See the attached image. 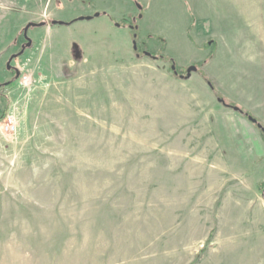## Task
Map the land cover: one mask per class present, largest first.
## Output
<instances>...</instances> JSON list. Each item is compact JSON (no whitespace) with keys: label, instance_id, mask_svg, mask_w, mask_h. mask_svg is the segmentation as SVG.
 <instances>
[{"label":"rangeland","instance_id":"obj_1","mask_svg":"<svg viewBox=\"0 0 264 264\" xmlns=\"http://www.w3.org/2000/svg\"><path fill=\"white\" fill-rule=\"evenodd\" d=\"M235 2L243 29L264 9ZM214 9L0 0V264H264V135L215 94L264 127V77L215 63ZM101 10L113 20L52 23ZM126 21L142 48L197 70L138 56Z\"/></svg>","mask_w":264,"mask_h":264},{"label":"crops","instance_id":"obj_2","mask_svg":"<svg viewBox=\"0 0 264 264\" xmlns=\"http://www.w3.org/2000/svg\"><path fill=\"white\" fill-rule=\"evenodd\" d=\"M235 1L236 0H215L214 43L210 42L211 45L213 43V46H215V63H219L223 66V73L229 71L238 74H240V72L237 68H240V66L236 67L235 65H240L239 63L241 62L250 63L251 67L246 69L245 74L250 73L254 79L256 77H264V9L261 11L256 22L249 25L246 29H243V25L239 28L237 25V16L244 18V15L243 13L236 14ZM138 9L140 8L135 9V14H138ZM246 16L245 13V17ZM209 37L210 36H203L202 40H207ZM143 38L144 36L142 35L140 41H143ZM241 45L244 46L239 47ZM192 62L195 61H188L187 64ZM262 95V102L264 105V82H262ZM261 113L264 121V109ZM208 123L213 124V126L215 123V127H222V123H218L217 121L208 120ZM237 134L238 132H236V135ZM242 134L243 136H247L248 131H242L241 135Z\"/></svg>","mask_w":264,"mask_h":264},{"label":"trees","instance_id":"obj_3","mask_svg":"<svg viewBox=\"0 0 264 264\" xmlns=\"http://www.w3.org/2000/svg\"><path fill=\"white\" fill-rule=\"evenodd\" d=\"M140 14V13H139ZM100 15H104V16H106V17H108L110 20H113V18L107 13V12H105V11H102V12H100ZM99 15V16H100ZM138 17V16H137ZM135 19V18H134ZM77 20V18H74V19H72V20H70V21H64V24H69V23H72V22H74V21H76ZM119 24H120V26L121 25H123V26H128V28H129V31H130V33H131V36H132V42L133 41H135V44H136V48H133V50L135 51V53L138 55V56H143V55H145V56H148V57H151L152 59H156V60H168L171 64H170V69H171V71L173 72V74H175V75H177V76H179V77H181V73H185V71H186V68H184V70H180V69H178V66L176 65V63L171 59V58H169V57H166L165 55H163V54H160V53H155V52H152V51H148V50H146V49H144V48H142L141 47V45H143L144 43L143 42H138V35H137V25H136V23H135V21H133V22H119ZM203 63H205V62H201V63H198V65H203ZM171 65H174L175 66V68L174 69H172L171 68ZM197 66V65H196ZM182 78H185V76H183ZM210 80H208V83H209V86H210V88L213 90V91H215V88H214V84L212 85V83H210L209 82ZM11 83V81H8V82H6V84H10ZM0 85H2V83H0ZM215 94H216V96H217V98H221L223 101H222V104L224 105V106H226V107H229V108H231L232 106H237V107H239V110H238V112L240 113V114H242V115H244V116H248V115H252L248 110H246V109H244V108H242V107H240V106H238V105H236L234 102H230V101H227L226 99H224L218 92H216L215 91ZM3 116H4V112H3V114L0 116V119H2L3 118ZM253 116V115H252ZM259 120L257 119V122H258ZM261 130V129H260ZM261 133L264 135V132L261 130ZM264 183V181L263 182H260V189H262L263 188V186H262V184ZM263 195H264V192H263ZM211 237V235H209V237H208V239Z\"/></svg>","mask_w":264,"mask_h":264},{"label":"water","instance_id":"obj_4","mask_svg":"<svg viewBox=\"0 0 264 264\" xmlns=\"http://www.w3.org/2000/svg\"><path fill=\"white\" fill-rule=\"evenodd\" d=\"M138 7L140 8V6L138 5ZM100 15L99 12H95L93 15H86V16H79L77 17V20H83V19H86V20H89L93 17H98ZM138 17H141V14H138ZM52 23L53 24H64V21L63 20H52ZM45 25V21H41V22H28L24 28H23V35L24 37L27 39V43H26V46H30L31 45V39L27 36V30L30 28V27H33V26H43ZM118 26V24H116ZM133 43V48H136V44H135V41L132 42ZM171 68L174 69L175 66L174 65H171ZM197 70V66L196 65H189L187 68H186V75L185 77H189L191 72H194ZM184 75H181V77H183ZM217 100L222 103V99L221 98H217ZM233 110H236L238 111L239 110V107L237 106H232L231 107ZM247 118L252 122V123H255L257 125V127L259 129H261L263 132H264V127L261 123L257 122V119L252 116V115H248Z\"/></svg>","mask_w":264,"mask_h":264},{"label":"built area","instance_id":"obj_5","mask_svg":"<svg viewBox=\"0 0 264 264\" xmlns=\"http://www.w3.org/2000/svg\"><path fill=\"white\" fill-rule=\"evenodd\" d=\"M9 128L11 129L12 128V125H7V129H9Z\"/></svg>","mask_w":264,"mask_h":264}]
</instances>
